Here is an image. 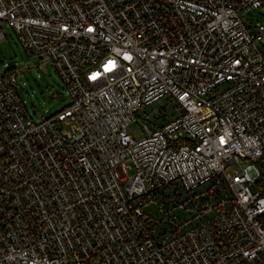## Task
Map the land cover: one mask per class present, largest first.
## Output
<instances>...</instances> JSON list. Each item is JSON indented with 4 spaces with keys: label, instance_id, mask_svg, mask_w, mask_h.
<instances>
[{
    "label": "built area",
    "instance_id": "obj_1",
    "mask_svg": "<svg viewBox=\"0 0 264 264\" xmlns=\"http://www.w3.org/2000/svg\"><path fill=\"white\" fill-rule=\"evenodd\" d=\"M263 7L0 0V41L11 27L71 99L34 122L0 73V264H264V24L245 23ZM164 99L180 113L141 115ZM172 186L168 232L145 207Z\"/></svg>",
    "mask_w": 264,
    "mask_h": 264
},
{
    "label": "rangeland",
    "instance_id": "obj_2",
    "mask_svg": "<svg viewBox=\"0 0 264 264\" xmlns=\"http://www.w3.org/2000/svg\"><path fill=\"white\" fill-rule=\"evenodd\" d=\"M245 23L249 28V33L255 35L256 25L264 24V7L250 11ZM5 33L6 38L0 41V73L9 70L18 72L16 88L32 120L40 122L68 107L71 104L68 90L53 65L47 60H41L40 57L30 56L11 27L6 26ZM258 47L264 54V41L259 42ZM152 110H164L169 116H176L180 113V110L174 109V105H168V99L161 100L152 108L143 110L141 115L151 114L150 117H152ZM141 128V124L132 123L127 128V132L138 140L144 136ZM233 170H241V166L231 167L229 172ZM176 193L185 195L181 189L177 192L176 186L165 188L145 207L146 215L159 222L162 230H168V232H171L173 227L166 219L186 216V213L177 209L172 202ZM162 206L164 209L160 208ZM164 213L169 214V218H164Z\"/></svg>",
    "mask_w": 264,
    "mask_h": 264
},
{
    "label": "trees",
    "instance_id": "obj_3",
    "mask_svg": "<svg viewBox=\"0 0 264 264\" xmlns=\"http://www.w3.org/2000/svg\"><path fill=\"white\" fill-rule=\"evenodd\" d=\"M171 118H173V116L165 115L164 120L167 121ZM148 226H149L150 230H152V231H154V230L156 231V230L160 229V227H158V225L155 222H148Z\"/></svg>",
    "mask_w": 264,
    "mask_h": 264
}]
</instances>
